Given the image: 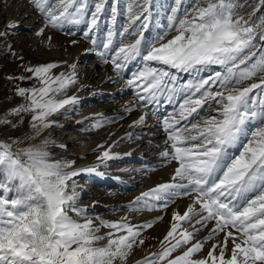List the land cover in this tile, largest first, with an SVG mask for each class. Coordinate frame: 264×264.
<instances>
[{"label": "snow or ice", "instance_id": "snow-or-ice-1", "mask_svg": "<svg viewBox=\"0 0 264 264\" xmlns=\"http://www.w3.org/2000/svg\"><path fill=\"white\" fill-rule=\"evenodd\" d=\"M27 3L43 23L37 36L46 29L76 35L72 29L84 25L82 39L92 45L85 51L112 66L115 77L109 81L130 72L125 87L132 90L133 100L124 111L140 109L141 115L129 127L143 126L153 116L154 126L165 133L159 155L167 164L175 162L170 180L142 192L126 207L144 212L167 209L181 198L191 202L182 214L172 213L159 249L134 264H264V15L253 18L264 0L247 17L239 15L247 0H173L165 10L166 23L155 20L151 39L146 32L154 22L152 9L158 7L153 0H128L123 13L120 0ZM118 15H126L127 22L118 25ZM58 66H25L31 75L16 78L35 79L38 86H18L16 94L24 103L11 110L20 117L18 123L30 115L32 135L0 141V264H129L145 243L143 232L163 217L133 224L128 215L105 220L78 206L83 189L76 178L105 175L100 168L120 154L97 145L104 150L96 163L74 169L72 162L50 159L47 149L54 141L49 137L26 143L56 126L54 114L79 102L78 96L66 95L78 82L76 64L68 73L53 75ZM168 105L173 109L165 114L162 108ZM208 109L212 111L201 114ZM106 122L112 121L97 120L92 128ZM140 138L128 132L113 144ZM58 147L66 150V145ZM209 222L214 226L198 239ZM102 228L108 231L100 234ZM221 233L223 240L216 239ZM212 240L216 242L207 254L195 258Z\"/></svg>", "mask_w": 264, "mask_h": 264}, {"label": "rangeland", "instance_id": "rangeland-1", "mask_svg": "<svg viewBox=\"0 0 264 264\" xmlns=\"http://www.w3.org/2000/svg\"><path fill=\"white\" fill-rule=\"evenodd\" d=\"M13 1L14 0H0V12L6 13ZM25 1L26 8L29 4L27 3V0ZM112 2L113 0H109V4ZM127 2L128 0H120L118 5V10L120 12H124ZM258 2L259 0H247L246 6L239 11V15L256 7ZM172 3L173 0H153V4L158 5V7L152 9L154 22L151 25L149 33L146 32V37L148 39H151L156 33L157 29L155 27V20H160L162 23H166V20L163 19L166 15L165 10L167 6ZM189 3H194V0H189ZM237 3L245 4V0H237ZM29 6L31 7V5ZM24 12V8L22 11L18 12L15 17L16 23L14 27H9L4 23H0V33L4 34L0 36V138L5 141H8L10 138H20L23 140L25 136L32 135L30 130V115H23L22 123H18L20 117L11 114L12 109L24 103L23 98L16 94V88L18 86L24 88L38 86L35 79H16L20 76L31 75L24 70V67L56 62L59 64L58 68H62L60 73H68L72 70L70 66L75 63L77 66L76 71L78 82L67 90L66 95L78 96L79 102L73 106H66L67 110L62 109L59 113L54 114L51 119L56 122V126L46 130L38 139L26 141V143L38 144L40 143V140L49 137L54 141V145H50L47 149L50 153V159L52 161L72 162V168L76 169L78 166L74 162L82 152V142L84 141V137L89 131L94 132L99 130V128H92V125L96 122L93 117H85V119L80 120L84 109L96 108L97 104L99 107L103 105L106 106L111 102H118L120 104V101L127 100L128 98L129 100H132V90L125 87L126 80L130 77V72H126L123 79L109 81V77H115V73L112 69H106L103 65H100L101 63L98 64L99 62H96V64L93 65L92 61L95 59L98 60L94 52L93 56L88 61L83 62L78 60V55L71 54L69 49L62 47V44L59 43L60 40L58 36H60V34L63 36L69 35L56 29H46L43 36H37L35 34L36 31L43 27V23L40 21L38 13L33 10L27 14H24ZM260 15H264V8H261L260 12L256 14L254 19ZM119 18L121 19L122 24L127 22L126 15H120ZM84 30L85 26L82 31ZM171 35L172 34H170L168 38H171ZM49 36L52 38L51 43L47 40ZM80 36L81 34L79 33L77 37ZM133 38H135V36H133ZM81 40L87 46L92 47L89 42L82 38ZM215 70L219 71L220 68L217 66ZM9 77H12L13 79H9ZM183 79H187L186 74H183ZM120 82H122V84ZM121 85H123V87H121ZM211 111V109H208L201 114L206 115ZM164 113L166 114V112ZM4 120L10 121L11 123H3L2 121ZM12 125L16 126L13 127ZM71 126H73V129H71V134H68L69 131L67 129ZM85 129L88 130L85 131ZM67 138L71 139V143L65 144L66 150L58 147L61 145L59 144V141ZM23 146L25 145H19V147ZM13 147L15 150L17 146L14 145ZM132 159L133 160H130L129 158L120 159L117 162V166L126 170H136L137 172V170L143 168V166H141L142 159L150 161L145 153L136 155ZM113 164L115 163L111 160L107 162L106 167L100 168V171L105 173L103 176L85 173L76 178L78 185L83 189V191H81V198L78 201V206L86 208L88 210V216H105L106 220H115V217L117 216L116 213H124L126 210L129 211L126 205L134 200L136 196L150 189L139 192V189L133 186L128 190H125V184H123L125 183V180L120 181V179L118 180V178L115 177L114 180L109 181L108 176L114 169ZM145 166L148 167L154 165L151 162H147L145 163ZM68 170L70 171L72 169ZM129 195L130 198L127 199V196L129 197ZM94 201L96 202L95 204H93ZM173 205L174 203L169 206L171 207ZM168 209L169 207L164 210H156L158 212L155 213L160 212L158 216L163 217L156 223H160L164 220ZM70 215H73L74 219H80L82 222V218H77L72 213H70ZM149 230L150 229L145 230L140 238L146 240L149 236ZM100 234H104V231L101 230ZM98 243L102 245L106 243V241H100ZM129 264H134V261L131 262V260H129Z\"/></svg>", "mask_w": 264, "mask_h": 264}, {"label": "bare ground", "instance_id": "bare-ground-1", "mask_svg": "<svg viewBox=\"0 0 264 264\" xmlns=\"http://www.w3.org/2000/svg\"><path fill=\"white\" fill-rule=\"evenodd\" d=\"M25 0H14L12 5L8 8L6 13L0 12V23H4L7 26L10 24L16 23V15L19 11H22V9H25L24 14L30 13L31 7L28 5L26 8ZM255 7L249 9L248 11L244 12L242 16L247 17L249 14H252L254 12ZM257 14V13H256ZM120 15L117 16V24H122L121 19L119 18ZM254 18V17H253ZM39 21V19H38ZM124 22L123 24H125ZM84 28V25H80L78 28H73L72 30L76 32V35H69V36H63L60 34L59 40L60 44H62V47H66L69 49L70 53L73 55H78L77 59L81 61H88L93 56V52H86V49H90V46H87L83 41L82 38V29ZM50 30V29H49ZM151 30V26L150 29ZM149 30L147 33H149ZM106 31V28H105ZM151 32V31H150ZM81 34L80 37H77V35ZM52 34V33H51ZM149 35V34H148ZM151 35V34H150ZM147 36V35H146ZM57 37V38H58ZM130 37L125 42H132L135 38ZM151 38V37H150ZM78 40L79 43L76 45H72L70 43L71 40ZM95 56V55H94ZM97 57V56H96ZM98 58V57H97ZM96 62L101 63L99 60L92 61V64H96ZM103 65L106 69H112V66L110 64H100ZM135 66H133L134 68ZM61 67H57L52 70L53 75H59ZM122 84V82H120ZM103 87V86H102ZM123 87V85H121ZM125 89V88H124ZM123 92V91H122ZM83 97V94H82ZM127 99V98H126ZM133 100V99H132ZM129 100H123L120 101V104L118 102H111L110 104L106 106H100L97 104L96 108L88 109L85 108L82 113V118L80 120H83L88 117H93L94 121L96 120H104V121H112V122H106L103 124L102 127L99 128L97 131H89L86 136L84 137L82 152L80 153V156L75 159V164L78 166L76 169L85 168L88 166L93 165L96 163L97 155H99V152L104 149H109V146H111L110 151L114 154H120V158L112 159L115 164H113L114 169L109 173L108 179L109 181L114 180V178H118V180H125V190L129 189L130 187L135 186L140 191L147 190L149 188L154 187L155 185L159 183H164L170 180V177L174 171L175 162H172L170 164L165 163L162 158L160 157V152L164 150L165 147V133L159 128L154 126L156 124V117L149 116L147 117L146 124L143 126H139L135 129L130 128L129 125L132 124V122L141 115L140 109H135L130 113H126L124 111V105L128 102L132 101ZM172 105H168L164 108H162L163 112H170V110L173 109ZM79 120V122H80ZM71 129H73V126L68 127V134H71ZM128 132H134L135 134L139 135L141 138L138 140H123L122 142H119L117 144H113L114 141H118L119 138L124 137L126 133ZM111 134V135H110ZM63 136V135H62ZM151 141V143H149ZM67 143H71V139L67 138L64 140H60L59 144L65 145ZM104 145V149H97V145ZM125 153H131L130 155H125ZM145 153L150 161H145V159H142L143 166L140 170H126L121 168L120 166H117V162L120 159L123 158H129L130 160H133L136 155H140ZM111 161V160H110ZM151 162L154 166H145V163ZM163 164V166H161ZM151 167V168H150ZM150 168V170H149ZM153 169V170H151ZM127 195V194H126ZM130 198L127 196V199ZM120 199V198H118ZM189 198H181L177 199L173 206H169V209L167 210V215L164 218V220L160 223H156L159 220H156L153 224V227L149 230V236L145 241L144 245L137 248L133 256L131 257V262L141 259L143 256L148 255L150 252H155L160 247V241L163 239L164 235L168 231L170 227L171 222V216L174 211H179L181 214L183 211L186 210L187 205L190 203ZM158 211H144V212H130L125 211L124 213L119 212L116 213V219L118 220L120 217L128 215L131 222L133 224H142L148 221L155 220L156 217H158L159 213H155ZM100 218L105 219V216H101ZM98 223V221H96ZM214 226V222H209L208 227L205 228L203 231H201L198 235V239H203L205 237L209 230ZM187 227V225H185ZM101 230L106 233L108 229L102 228ZM216 239L223 240V233H221ZM216 240L209 241L208 244L205 246V249L197 254L195 258H202L207 254V251L212 243H215ZM229 250L231 249L232 245L229 243L228 245ZM176 254H179L177 252ZM230 254V253H229Z\"/></svg>", "mask_w": 264, "mask_h": 264}, {"label": "water", "instance_id": "water-1", "mask_svg": "<svg viewBox=\"0 0 264 264\" xmlns=\"http://www.w3.org/2000/svg\"><path fill=\"white\" fill-rule=\"evenodd\" d=\"M1 141H5L4 139L0 138Z\"/></svg>", "mask_w": 264, "mask_h": 264}]
</instances>
